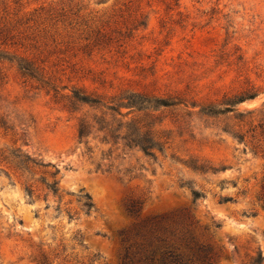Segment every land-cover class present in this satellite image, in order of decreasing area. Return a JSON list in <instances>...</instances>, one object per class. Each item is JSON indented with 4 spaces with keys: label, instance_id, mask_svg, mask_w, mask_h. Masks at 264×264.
Segmentation results:
<instances>
[{
    "label": "rangeland",
    "instance_id": "1",
    "mask_svg": "<svg viewBox=\"0 0 264 264\" xmlns=\"http://www.w3.org/2000/svg\"><path fill=\"white\" fill-rule=\"evenodd\" d=\"M0 55V264H123L162 228L213 264H264V0H0ZM74 90L174 103L115 115L152 121L162 151L125 146V127L104 140L111 111Z\"/></svg>",
    "mask_w": 264,
    "mask_h": 264
},
{
    "label": "trees",
    "instance_id": "2",
    "mask_svg": "<svg viewBox=\"0 0 264 264\" xmlns=\"http://www.w3.org/2000/svg\"><path fill=\"white\" fill-rule=\"evenodd\" d=\"M0 57L2 56L0 55ZM20 69L27 75L35 77L36 70L30 62L22 60ZM254 97V95L247 96L244 92L228 98L227 101H229L228 104L233 105ZM70 103L72 107H75L76 104H87L92 107L106 106L111 111L112 121H107L102 116L95 118L98 125L96 130L105 133L104 140H107L108 137L119 138V135L116 136L115 133L125 127V132L120 137L124 141V145L130 148L137 147L145 154L151 156L154 155V149H159L160 151L163 149L162 144L156 141L151 134L150 125H152V121L141 125V121L136 117L125 123L117 120V126H113L116 120L115 115L127 116L135 112L144 111L145 116L151 118L150 111L174 104L168 99L149 96L144 93L127 92L119 97L116 104L105 105L100 98L87 94L83 90H74ZM122 108H127L128 112L122 113ZM228 111H231V109L217 110L215 106L210 105L203 112L208 115H214ZM93 128L94 125L88 119L85 117L81 118L78 123V137L80 139L88 138L93 133ZM194 167L201 170L205 168L203 165L196 164H194ZM213 170L215 169L213 168ZM49 187L54 192H57L56 183L49 185ZM193 195L196 199L201 196L198 191H193ZM88 198L90 199V197ZM140 205L139 202L132 201L126 205V209L130 214H137L141 210ZM86 206L91 208L92 203L88 202ZM160 231L163 232L150 229L149 234L146 237L144 236L142 242L128 246L123 257V264H213V254L210 249L200 244L188 231L176 232L173 229L166 228H162Z\"/></svg>",
    "mask_w": 264,
    "mask_h": 264
}]
</instances>
